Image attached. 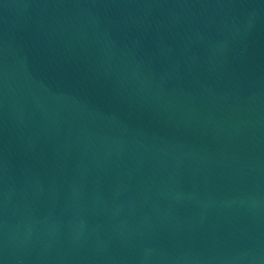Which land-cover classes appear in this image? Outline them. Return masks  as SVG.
Instances as JSON below:
<instances>
[{"label": "water", "instance_id": "95a60500", "mask_svg": "<svg viewBox=\"0 0 264 264\" xmlns=\"http://www.w3.org/2000/svg\"><path fill=\"white\" fill-rule=\"evenodd\" d=\"M0 264H264V0H0Z\"/></svg>", "mask_w": 264, "mask_h": 264}]
</instances>
